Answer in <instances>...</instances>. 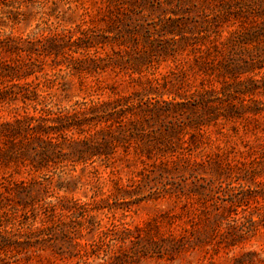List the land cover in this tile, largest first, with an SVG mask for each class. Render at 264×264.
<instances>
[{
    "label": "rangeland",
    "instance_id": "rangeland-1",
    "mask_svg": "<svg viewBox=\"0 0 264 264\" xmlns=\"http://www.w3.org/2000/svg\"><path fill=\"white\" fill-rule=\"evenodd\" d=\"M234 11L217 0H0V41L30 47L27 63L34 71L21 80L29 84L26 100L0 102V123L26 117L33 119L32 126L41 119L45 127L58 125L52 122L58 115L122 97H130V105L174 100L186 102L183 111L199 109L193 94L220 87L202 71V63L204 69L213 66V47L251 22L249 14L232 19ZM216 15L226 20L221 39L209 29ZM173 20L183 30L193 27L187 36L198 44L180 48V37L172 38L166 28ZM208 35L207 41L201 39ZM207 49L210 54L203 59ZM25 60L0 48V87L6 67ZM256 97L264 109V96ZM250 116L206 126L207 143L195 150L191 162L215 157L217 146L232 159L251 161L259 155L264 151V113ZM102 126L93 124L90 130ZM83 129L87 133L76 134L79 139L88 135L89 125ZM5 142L0 138V151ZM135 145L86 162L72 161L67 147L59 155L62 162L50 165L42 163L35 149L26 162L14 157L5 164L0 158V231L12 245L0 250V264H264V224L228 248L204 221V212L214 211L211 201L166 193L165 187L187 193L197 182L211 184L210 167L200 177L188 174L186 179L179 173L156 181L152 169L157 158L136 152ZM216 179V201L227 187L237 194L255 187L247 174L226 177L223 183ZM22 185L28 190L22 191Z\"/></svg>",
    "mask_w": 264,
    "mask_h": 264
},
{
    "label": "trees",
    "instance_id": "trees-1",
    "mask_svg": "<svg viewBox=\"0 0 264 264\" xmlns=\"http://www.w3.org/2000/svg\"><path fill=\"white\" fill-rule=\"evenodd\" d=\"M217 1L220 7L235 10L232 19L239 20L249 14L251 22L248 26L242 25V30L231 32L225 42L220 41L221 43L213 47L216 53L213 66L204 69L205 63H202V71L209 73L212 80L219 82L220 87H203V90L193 94L200 104L199 109L183 111L186 102L174 100L164 101L163 105L157 101L149 102L147 107L139 103L130 105V97H122L114 101L92 102L87 110L58 115L52 120L58 125L45 127L41 119L37 125L32 126V118H18L0 123V138L6 141L4 149L0 151V158H4L5 164L10 163L14 157L26 162L27 159L30 160L31 150L35 149L42 163L50 165L49 163L62 162L58 158L63 148L67 147L75 158L72 161L86 162L93 157H108L118 147L127 152L136 144V152L157 158L152 169L156 181L166 175L179 173H184L186 179L188 174L200 177L210 167V171L214 173L211 184L197 182L187 193L181 189L178 193L175 191L176 187H165L166 193L174 194L177 198L184 194L189 197L201 196L206 204L211 201L214 211L210 214L204 212V221L209 223V230L220 233V244L224 243L230 248L251 238L257 225L264 224V181L258 180V177L264 176V151L249 161L245 158L232 159L217 146L219 152L215 157L208 155L191 162L192 156L195 157V150L207 143L206 126L218 125L221 121H235L245 114L255 119L254 116L264 113L262 100L256 97L258 94L264 96V0ZM225 22L224 17L221 19L216 15L208 23L209 29H213L210 33L221 39V28ZM166 28L172 38L180 37L176 41L180 48L191 43L198 44L191 41L192 37L187 36L188 33H194L193 27L185 25L187 29L183 30L182 23L173 20ZM207 38L209 35L202 36L201 39L207 41ZM19 42L0 41V48L6 47L26 59L21 64L6 67V78L0 87V102L27 98L29 84L22 83L21 80L34 72L32 65L27 63V57L32 51L28 46L19 45ZM160 52L165 54L168 51L163 46ZM202 53L203 59L210 54L209 49ZM173 54L177 56L178 51L173 49ZM173 74L180 75L176 72ZM184 80L182 77L181 81ZM177 96L182 98L181 94ZM181 115L183 119L179 120L177 117ZM97 123L103 124L102 128L98 132L91 131V125ZM85 125H89V133L84 139H79L76 134L87 133L83 129ZM252 130L257 128L251 129V132ZM66 131H71L72 136L67 138ZM28 134H32L33 138L27 137ZM32 143H37L39 149L33 147ZM241 154L245 155L244 152ZM252 164L260 167L253 168ZM242 174L250 175L255 187L245 189L240 194L227 187L220 201H216L213 181L217 178L216 180L223 183L226 177ZM142 183L143 181L139 182L140 188L143 187ZM26 189L28 187L22 185V191ZM153 193L158 194L156 190ZM1 195L0 192V210L3 208ZM255 215L259 217L258 221L254 219ZM9 242L8 235L0 231V250L6 252L12 246Z\"/></svg>",
    "mask_w": 264,
    "mask_h": 264
}]
</instances>
